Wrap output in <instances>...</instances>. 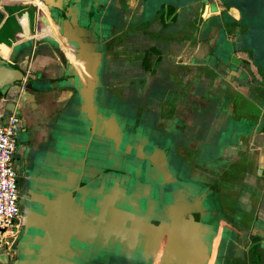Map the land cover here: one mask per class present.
<instances>
[{
    "label": "water",
    "instance_id": "obj_1",
    "mask_svg": "<svg viewBox=\"0 0 264 264\" xmlns=\"http://www.w3.org/2000/svg\"><path fill=\"white\" fill-rule=\"evenodd\" d=\"M42 1L43 14L52 18L60 38L44 31L41 21L37 44L41 53L57 59L51 63L55 72L24 80L19 62L36 42L39 0H0V96L22 85L24 102L35 101V114L26 113L32 132L20 228L5 246L8 253L0 252V264H127L131 259L134 264H208L221 221L230 224L225 204L237 215L242 211L237 187L210 186L195 160L199 155L185 157L179 150L191 144L186 129L193 130L194 121L179 128L175 115L133 106L134 117L121 108L122 100L110 99L121 97L109 83L132 72L129 50L123 53L115 44L123 28L118 11L99 0ZM165 74L151 77L163 82L169 78ZM183 82L176 80L173 87ZM165 96L178 101L170 91ZM130 115L142 117L147 127L139 125L132 133L133 126L126 127ZM157 125L170 138L147 136L159 131ZM156 188L169 200L158 224L152 218L160 216L163 203ZM210 207L211 222L202 209Z\"/></svg>",
    "mask_w": 264,
    "mask_h": 264
},
{
    "label": "crops",
    "instance_id": "obj_2",
    "mask_svg": "<svg viewBox=\"0 0 264 264\" xmlns=\"http://www.w3.org/2000/svg\"><path fill=\"white\" fill-rule=\"evenodd\" d=\"M99 1L121 15L122 19L117 22H122L123 26L119 31L121 41L115 44L123 53L129 50L126 53L133 60L130 63L132 70L137 69L134 60L144 59L138 55L142 52L138 44L140 24L151 29L159 19L160 26L154 35L157 31L162 32L165 26L175 34L169 41L154 38L148 49L166 53L178 67L171 72L168 70L169 78L162 83L165 92L178 95L175 98L178 101L174 104L164 95L162 105L172 110L164 114L159 103V115L171 118L175 115L173 118H177L175 124L179 128L181 125L185 127L183 124L187 120L194 121L193 130L185 129L192 133L191 147L199 149L193 155L205 156L203 159L195 157L198 168L208 174L205 180L212 183L210 186L237 187V200L243 203L240 206L242 211L238 216L230 204L224 206L229 210L231 229L224 244L222 264H231L235 256H243L254 239L258 245L256 252H252L264 264V1L236 0L232 6L224 0ZM41 9L43 11L44 7ZM164 9L166 13L161 17ZM250 13L253 14L249 16ZM41 21L44 31L50 30L60 38L43 13ZM39 25L36 24V42L29 57L19 62L24 80L38 75L51 77L50 71L55 72L51 63L55 64L57 59L38 49ZM141 71L146 73L144 67ZM160 73L165 74L161 70ZM176 80L184 82L177 83L174 88ZM23 88L21 85L19 91L12 90L7 98L0 96V112L5 115L13 111L18 113L20 108L24 122L30 126L26 113L35 114V101L24 102L26 89ZM186 92L189 93L187 99ZM194 112L197 114L193 115ZM3 248L0 246V251Z\"/></svg>",
    "mask_w": 264,
    "mask_h": 264
},
{
    "label": "flooded vegetation",
    "instance_id": "obj_3",
    "mask_svg": "<svg viewBox=\"0 0 264 264\" xmlns=\"http://www.w3.org/2000/svg\"><path fill=\"white\" fill-rule=\"evenodd\" d=\"M41 6H43V1L42 0H39V4H38V8H37V24H39L41 22V14L43 13L42 9H41ZM45 11V10H44ZM169 11V10H168ZM165 9L163 10V14L161 15V17L164 16L165 14ZM206 13V12H205ZM202 14V13H201ZM46 18L52 23V26L53 25V20L52 18H50L48 15H46ZM48 21V22H49ZM44 27V26H43ZM245 31V30H244ZM44 32V31H43ZM253 50V49H252ZM161 54L156 50H154V48H152L151 50H147L145 55H144V59H143V67L146 69V73L142 74L143 75V78L147 79L151 76H156L157 75V72H156V66L154 67V64L158 63L159 60H161ZM131 71L133 72V70L131 69ZM150 75V76H149ZM148 76V77H147ZM152 78V77H151ZM144 79V80H145ZM142 82L143 79L141 80ZM146 82V81H145ZM160 82V84L156 86L155 90L158 94L160 93V95L156 97L155 95V101L157 100V104H150V105H147L146 106V110L148 109L149 111L153 110V111H156L157 112V109L159 110V108L161 107L162 110H164V106L165 105H162L163 103H161V100H162V97L165 95L162 93H165V89L164 86H163V82L162 81H158V83ZM120 84V83H118ZM123 84V83H122ZM155 84V85H156ZM153 84H151L152 86ZM154 85V86H155ZM118 87V86H117ZM112 88H116V83H114V86H112ZM25 89V86L24 88ZM122 91H116V94L119 96L122 95L123 96V93H126L127 95L129 93H131V88L129 91L125 92L124 89H120ZM12 92V91H10ZM10 92H7L4 94V98H7L9 97V94ZM151 92V89L148 88L147 92L146 93H150ZM151 95V94H150ZM150 95H147L146 96V99L149 98ZM4 98H3V101H4ZM122 98V97H121ZM161 103V106L160 104ZM160 106V107H159ZM21 109L19 108V112L17 113L18 116H19V119H20V122H19V139H18V143H17V149H16V153H15V156H14V165H15V168H16V171H17V175H18V181H19V189H18V193H19V199L20 197L22 196V192L25 190L26 188V179H25V169H26V166H27V154H28V151H29V148H30V142H31V132H32V129L31 127L26 123L24 122L25 119H24V114L20 111ZM161 110V109H160ZM169 108H166V111H168ZM172 109L170 108L169 111H171ZM5 115V113H1L0 112V118H2L3 116ZM127 124H126V127H129V126H133V131H131L132 133L133 132H136L137 133V129L136 127L139 126V125H143L141 124V121L140 120H136V118L134 119L131 115L129 117H127ZM137 122V123H136ZM147 123H144V127H147L146 126ZM157 132H151L149 133L147 136H150V137H154L156 138L157 141H161V140H164L165 138H170L168 137V135L170 136L171 134L166 132L164 129H163V126H159L157 125ZM180 136L181 135H178L177 134V138L180 139ZM190 142V141H189ZM178 143H181L180 141H178ZM191 143V142H190ZM179 150L181 152H185V154L183 156H190V154H193V153H197L198 152V148H192L190 145L187 146V148L185 147H179ZM135 158V157H134ZM204 168V167H202ZM206 168V166H205ZM207 169V168H206ZM198 181V180H197ZM194 183L196 181H193ZM147 193V191H145ZM156 195L159 194V197H160V200L162 201L163 203V206L160 207V216L158 217H153V215H147L146 213L143 214V217H148V218H152L155 219L153 222L155 224H158L157 222V219L161 220V219H164L165 218V208L168 206L169 204V200L168 198H166L165 196H162V194L159 193V191H157V188H156ZM162 196V198H161ZM207 207H208V203L205 202L204 203ZM188 207L190 204H187ZM204 211V215L206 216V220H208L209 222L212 221V219H214L213 217V210L212 208L210 207V210H208L207 208H202ZM212 212V213H211ZM158 213V214H159ZM225 213V212H224ZM196 219H198V214H196L195 216ZM210 219V220H209ZM149 221V220H148ZM208 222V223H209ZM211 224V223H210ZM126 225L128 226L127 228H131V226H129L128 223H126ZM132 229V228H131ZM230 226L228 225V222L227 221H221V224H220V227H219V230H218V233L216 234L215 238H214V243H213V248H212V257L211 259L209 260L208 264H222V261H223V249H224V244L226 245V241L228 239V236H229V231H230ZM212 234H213V229H212ZM213 237V236H212ZM254 243V244H253ZM258 244L256 243L255 239L252 241V245H250V249L243 255V256H235L232 261H231V264H262L260 261H258L257 258H255V255L252 251L256 252L254 250V248H257ZM220 246L222 247V251L220 253V255L218 256L219 258H217L215 260V256H217L216 252L218 251V249L220 248ZM220 250V249H219ZM239 254V253H238ZM124 262L121 260V263ZM135 261H133L132 259L129 260V263L127 264H134Z\"/></svg>",
    "mask_w": 264,
    "mask_h": 264
},
{
    "label": "built area",
    "instance_id": "obj_4",
    "mask_svg": "<svg viewBox=\"0 0 264 264\" xmlns=\"http://www.w3.org/2000/svg\"><path fill=\"white\" fill-rule=\"evenodd\" d=\"M16 111L0 120V246H6L19 232V181L14 156L19 139Z\"/></svg>",
    "mask_w": 264,
    "mask_h": 264
},
{
    "label": "rangeland",
    "instance_id": "obj_5",
    "mask_svg": "<svg viewBox=\"0 0 264 264\" xmlns=\"http://www.w3.org/2000/svg\"><path fill=\"white\" fill-rule=\"evenodd\" d=\"M153 25H155V27H151V29H149L147 25L140 24L141 27L138 30L141 32L140 33L141 36H144V37L141 39V36H139L140 39L138 40V44L140 46V50L142 51L138 54V55H141L139 57H144V53L146 52V50L149 49V46L152 45V40H154V38L159 37L162 40H166V41L168 40L169 41L171 36L175 35L172 31H170L169 26L163 27L164 29H162V32L157 31L156 32L157 34L154 35L153 32L156 31V29L158 28V25L160 26L159 19L156 20ZM165 33H167V34H165ZM160 36H162V37H160ZM134 40H135V42H137L136 37ZM167 44H169V46L174 45V43H167ZM154 45L156 46V43H154ZM160 54L162 57L161 60H159L157 64L156 63L154 64V67L156 66V69H157L156 72L158 71L160 73V70H161L162 72L166 73L168 70L171 72L172 69L178 68L177 66H175L173 64L172 61L169 60V56L166 55V53L163 52ZM126 57L129 58V54H126ZM134 61H135V65L137 67V69H133L134 73L130 71L131 74L129 73L130 75L128 74L127 76H125V79H124L125 82L122 80L120 82V84L116 83V88H112V90H114V91L124 89L125 92L129 91L131 88V93H129L128 95L126 93H123V96L119 94V96L122 97L123 99L118 98V97L113 96V95H111L110 99L111 100H119V102H120V100H122V102L120 103L121 108H123L126 112H128V111L131 112V115H133L135 117L137 112L134 110L133 106L139 107V108H135V109L141 111V110H144L147 105H150V104L152 105L153 103L157 104V100L155 101V99H156L155 95L157 97V95L159 96L160 93L158 94L154 90H155L156 86H158L160 84V82L157 83L158 85L155 82L158 77H153L151 79L149 77V81L147 79L143 78V75L141 73L142 72L141 70L143 67V60L142 59H136ZM111 76L112 75H109V77H111ZM164 76L167 77V73ZM142 79L144 82L141 81ZM151 82L153 83L152 86L150 84ZM109 84H110V87L114 86L113 83H109ZM148 88L151 89L150 93H146ZM163 94H166V92L162 93V95ZM147 95H150V96H149V98L146 99ZM158 111L159 110L157 109V113H158ZM163 112H164V114L167 113L166 107L164 108ZM142 119L143 118L141 117L140 120H142ZM254 250L256 251L255 248H254ZM0 252H3L4 254L8 253V251L6 250V247H4L3 250H1ZM117 264H122L121 260H119Z\"/></svg>",
    "mask_w": 264,
    "mask_h": 264
}]
</instances>
